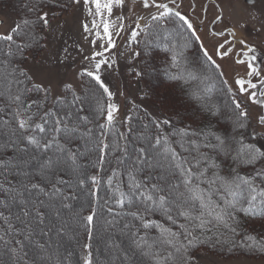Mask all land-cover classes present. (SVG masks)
<instances>
[{"label":"snow or ice","instance_id":"1","mask_svg":"<svg viewBox=\"0 0 264 264\" xmlns=\"http://www.w3.org/2000/svg\"><path fill=\"white\" fill-rule=\"evenodd\" d=\"M79 3L25 0L26 15L0 33V264H68L72 253L65 248L67 241H76L81 248L82 264H201L208 250L218 245L264 253V237L249 234L241 223V215L253 222L264 221V166L257 167L264 162L260 143L264 114L252 126L248 111L233 101L236 132L231 138L227 131L221 136L210 128H177L169 119L152 121L154 132L145 124L143 131L130 138L134 130L129 117L120 122L128 124L127 133L117 131L119 107L101 75L102 67L111 68L115 60H100L92 69L81 70L78 83L59 80L57 72L44 68L51 63L43 53L49 34L55 35V8ZM245 3L251 19L264 15V8L258 7L264 0ZM83 4L88 15H93L92 5L95 17L101 18L103 36L100 31L95 35L107 40L106 51L115 48L113 25L104 14L111 17L113 7L123 8L125 0H83ZM142 7L157 11L143 27L135 23L131 41L141 32L153 37L149 46L162 47L169 56L164 74L171 81L210 80L211 76L201 77L188 67L184 55L188 38L179 26L166 27L178 20L200 39L191 20L177 10L180 4L142 0ZM215 7L219 15L213 24H219L223 9L219 4ZM118 19L116 35L125 29L124 17ZM91 27L99 29L100 24L94 19ZM83 29L90 32L88 24ZM210 35L232 37L216 47L221 60L239 43L246 49V60L236 62H247L248 76L260 75L253 65L256 48L237 39L234 28L213 29ZM49 55L55 53L49 51ZM203 55L212 68H220L207 49ZM97 56L103 52L86 59ZM56 60L62 62L59 57ZM260 83L264 85V80ZM236 84L241 94L246 84L257 88L250 80L237 79ZM212 91L197 85L189 94L214 117L218 110L205 100ZM259 95L264 97V91ZM249 99L264 108V99H257L256 92ZM249 128L253 142H246L243 135ZM210 153L229 155L253 171L241 175L234 168L224 176ZM157 214L165 223L152 219ZM82 234L86 242L80 244Z\"/></svg>","mask_w":264,"mask_h":264},{"label":"rangeland","instance_id":"2","mask_svg":"<svg viewBox=\"0 0 264 264\" xmlns=\"http://www.w3.org/2000/svg\"><path fill=\"white\" fill-rule=\"evenodd\" d=\"M217 2L220 5V8L223 9V21L219 24H214L211 27L206 26L203 30L201 29V24H198L196 21H192L193 27L196 29L197 35L200 37L199 40H196L199 44L200 50L204 52V49H207L208 53L213 57L216 63L220 65L218 71L220 74L221 72L223 73V77L227 81L229 90L233 92L236 98H240L245 101V106L252 111L250 112V115L252 116L251 118L249 117V121L255 126L258 115L263 112V108L261 106L258 108L257 105H254L249 99V94L255 92L256 90H252L245 85L247 90L244 94H241L239 87L236 84V80H250L256 85H260V81L264 80V15H260L257 20L251 19L249 15L251 9L245 3V0H219ZM206 3H209L208 0H196L194 15L200 20L204 15L202 8ZM89 7H91L93 11V15L91 16L88 15V9L85 8L83 0H80L79 4H75L74 11L69 16H65L61 20L53 21L55 35L49 34L48 49L43 53L44 56H47L49 60H51V63H45L44 68L52 69L57 72L59 80L78 83L77 74L81 70L92 69L94 64L100 60H105L108 63H112V61L115 60V63H112L111 68H107V65L102 67L101 75L102 79L113 93L112 102L117 104L119 107V112L117 113V123L125 121L129 118L135 110V105L143 106L152 114L154 118L158 119L160 117L159 112L162 111V108L156 106L154 107L143 100L146 95L147 88L142 76L136 75L137 72L142 73L141 55L139 49L137 48V43L145 34L141 32L135 42H132L130 39V33L132 29L135 28V23L138 22L141 27H143L147 22H150L151 14L157 10L153 9L144 13L137 8L135 9L131 7L129 2L125 0L123 8L113 7L111 17H108L105 13L104 19H107L113 25L110 30L113 33V39L116 44L115 48L106 51L108 48L107 40L97 38L95 35L96 31H100L101 36H103L101 18L95 17L94 6L89 5ZM208 7V14H212L215 18L219 13L218 9L212 5ZM258 7L264 8V5H258ZM186 10L188 11L187 8ZM121 16L124 17L123 24L125 25V29L123 32H120L119 35H116L121 23L118 17ZM141 17H143V19H140ZM190 17L193 18L191 15ZM94 19L98 24H100L99 29H92L91 25ZM18 20V17L12 12L0 10V33L6 32L13 25V23ZM84 24L89 25L90 32L84 31ZM242 24L245 25V27H241ZM229 28H234L236 30L237 39L242 38L247 42V44L256 48V61L253 62V65L260 72V75L258 76L259 78H257V76H248L249 69L247 67V62L244 64L236 62V60L240 58L246 60V58L243 57V52H245L246 49L239 43L235 44L232 53L227 58L221 60L216 55L217 45L223 43L225 40H231L232 37L228 35L223 37H213L210 35V31L214 29L215 31L220 32L226 31ZM257 29L259 30L257 31ZM93 40H95V44L92 43ZM201 44H203V48H201ZM65 49H67V52L64 51ZM49 51L55 53V56H50ZM97 52H103V56H97L95 60L86 59V57L91 58L93 54ZM136 53H139V55H136ZM164 53L165 52L162 47L157 50L150 49L149 59L158 57V59L160 58L162 60L165 56L167 57V54ZM56 57H59L62 62L57 63ZM158 70L159 69L155 67L153 74L150 75L152 84L149 88L152 92L155 91L157 93L158 99L159 97L161 98L160 101L161 103L163 102L162 104L165 107L172 105L176 108V111L184 109L186 112L190 108L194 107L192 109L193 112H190L189 116L192 115L195 120L199 119V116L202 114L207 115V121L215 122L214 124L217 126L216 130L221 132H230L231 130L232 133L234 132L235 129L232 126L233 112L226 105V103H224L226 107L223 109L224 113L221 115H225V117L221 118L219 114L216 115L217 117H213L207 112L205 114L202 107H200V104L190 98V91L186 89L187 87L183 85L178 86L176 89L173 87H160V84L158 83L161 81H169V79L162 78V76L158 73ZM170 82L172 81L170 80ZM261 91H264V87L261 88ZM259 98L262 97L259 96ZM150 99L156 100V98L152 95ZM165 107H163L164 110ZM195 107L198 112L195 110ZM254 107L257 108L253 110ZM195 125L199 127L201 123H196ZM124 126H127V124H124ZM229 159L230 156L226 159L227 165L231 160ZM201 264H264V260H255L246 257L228 259L217 256L208 251L207 255L202 259Z\"/></svg>","mask_w":264,"mask_h":264},{"label":"trees","instance_id":"3","mask_svg":"<svg viewBox=\"0 0 264 264\" xmlns=\"http://www.w3.org/2000/svg\"><path fill=\"white\" fill-rule=\"evenodd\" d=\"M62 3L68 4L69 0H62ZM24 4H25V0H0V10L10 11L13 14H15L18 17V19H20L26 15V9H25ZM74 8H75V4H71L67 8L56 7L55 10L57 12V17L55 20H61L63 17L69 16L74 11ZM176 26H179L178 30L181 33H183L184 36L188 38L189 46L187 49L184 50V55L187 58L188 67L193 72L199 73L201 77H203L204 75H208V76H211L212 78L210 80H204L203 83H201L200 81H192L190 83H185L184 80H177L176 82L174 81L170 82V80L165 81V82L161 81L160 83H158L160 84V87H169V88L173 87L174 89H176L178 88V86L183 85L187 87L186 89L189 91L191 88L196 87L197 85L201 88L205 86L212 87L213 91L206 96L205 100L209 107H212L214 110H218L217 114H219L221 118L225 117V115L221 116L224 113L223 109L226 108L224 103H226V105L231 109L232 112L234 111L235 105L233 101L239 102L242 108L248 111L249 117L251 118L252 115H250V112L252 111H250L247 108V106H245V103H244L245 101H243L240 98H236L233 92L229 90L227 81L225 80L223 75L220 74L218 69L212 68L209 65V63L206 61V58L203 55V52L199 48V44L197 43L196 37L191 35V32L186 28V26H184L182 22L178 20L175 22V25L171 21L166 25V27L169 30H173ZM148 31L154 32L155 30L148 29ZM152 39L153 37L144 35L142 39L137 43V48L139 49L140 55H141L140 59H141L142 73H144L141 76L147 88V92L143 100L148 102L154 107L156 106V107L162 108V111L159 112L160 117L156 119L152 116V114L148 110H146V108L140 105H135V110L133 114L130 116L131 117L130 124H131L132 129L134 130V133L130 134V138H131V135H134L136 133L143 131L144 130L143 126L145 124L149 125V129H148L149 131L154 132L155 129H154V126L152 125V121L154 120L162 121L164 119L171 120L172 125L177 128L187 127L195 131H202V130H207L210 128L212 130H215L221 136L225 135V131L221 132V131L216 130L217 126L214 124L215 122L207 121L208 120L207 115L202 114L199 116V119L197 120H195L191 114H190L191 116H189V113L193 112L192 109L194 107L190 108L187 112L184 109H179L176 111V108L172 105L169 107H165L162 104L163 102L161 103L160 101L161 98L159 97L158 99L157 93L155 91L152 92L150 90L149 86H151L152 84L150 75L153 74L155 67L159 69L158 73L162 76V78L165 79L167 77L165 76L164 73H165L166 68H168V61H169L168 54H167V57L165 56L162 60L160 58L158 59V57L149 59L150 49L157 50L160 48L156 46L155 44H152L151 46H149L148 42ZM257 78L259 77L257 76ZM87 79L88 78H85V80ZM263 87L264 85L260 84V85H257L256 89H254L256 90L255 92L257 93V99H263V97L259 98L260 95L258 94L260 93L261 88ZM151 95L155 97L156 100L150 99ZM104 99L106 100V97ZM254 105H257V107L260 108L259 104H254ZM163 107H165V110ZM200 107H201V104H200ZM257 107H254L253 110L256 109ZM195 110H196V107H195ZM204 113L206 114V111H204ZM262 114H264V108H263ZM196 123H201V125L197 127L195 125ZM249 123L251 122L249 121ZM162 127L166 131L169 130L168 126L166 125H162ZM127 128H128V124L127 126H124V124L122 123H117V129H116L117 131L127 133ZM250 131L251 129L249 128V129H245L243 132L246 142H253L251 139V136L249 135ZM235 132L236 130H234L233 133L231 130L230 132H227L229 138H231L232 135L235 134ZM260 143L264 144V141H261ZM210 154L213 156V159H215L216 163L220 166L221 174L224 176H228L232 174V170L234 168L238 170L241 175L251 174L253 171L251 167H246L244 165L234 162L231 156H230V159L232 161L229 159L231 162L229 161L227 165L226 159L229 155L221 154L219 157H217L214 153H210ZM260 166H264V162L257 165V167H260ZM152 219L160 223H165L164 218L160 216L159 214H157L156 216H153ZM241 223L246 225L245 230L249 234L256 236L258 239L261 237H264V221L260 219H256L253 222L252 220H249L241 215ZM239 239L240 237H237V240ZM84 242H86V237H84L82 234L80 237V244ZM93 247H95V241L93 242ZM65 248L69 252L72 253L71 256L68 257V264H77L78 261H79V264H82V261L80 260L81 248L76 243V241H67L65 243ZM208 251L217 256L228 258V259L246 257V258H251L255 260H264V253H261L259 251H253L246 247H238L236 245H218L215 248H210Z\"/></svg>","mask_w":264,"mask_h":264},{"label":"flooded vegetation","instance_id":"4","mask_svg":"<svg viewBox=\"0 0 264 264\" xmlns=\"http://www.w3.org/2000/svg\"><path fill=\"white\" fill-rule=\"evenodd\" d=\"M127 1L131 5V7L135 8V9L137 8V9H139L140 11H142L144 13H147V12L155 9V8L144 9L142 7V0H137L136 3H133L132 0H127ZM217 1H219V0H215V2H213V0H208L209 3H206L203 6V8H202L203 12H204V15H203L201 20L197 16L194 15V10L196 8V0H176V3L180 4V8L177 9V10H179L183 15L189 17L191 22L192 21H196V22H198V24H201L200 26H201V29L203 30L206 26L207 27H211V26L214 25L213 21H214L215 18H214V16L212 14H208V10H209L208 6L212 5V6L215 7V4H218ZM158 2L167 3L168 0H158ZM193 5L195 6L194 10H193V7H192ZM169 6L170 7H175V5H172V4H170ZM186 8L188 9V11L186 10ZM190 15L193 18H191ZM218 15H219V13H218ZM200 26H198V27H200Z\"/></svg>","mask_w":264,"mask_h":264},{"label":"water","instance_id":"5","mask_svg":"<svg viewBox=\"0 0 264 264\" xmlns=\"http://www.w3.org/2000/svg\"><path fill=\"white\" fill-rule=\"evenodd\" d=\"M256 61V60H255Z\"/></svg>","mask_w":264,"mask_h":264}]
</instances>
